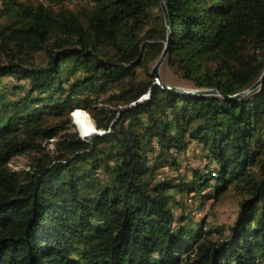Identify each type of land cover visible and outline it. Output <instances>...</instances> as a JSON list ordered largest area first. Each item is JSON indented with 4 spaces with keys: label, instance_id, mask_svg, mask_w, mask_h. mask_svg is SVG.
<instances>
[{
    "label": "trees",
    "instance_id": "trees-1",
    "mask_svg": "<svg viewBox=\"0 0 264 264\" xmlns=\"http://www.w3.org/2000/svg\"><path fill=\"white\" fill-rule=\"evenodd\" d=\"M164 1L170 25L161 0H2L0 264H264V80L228 98L151 69L170 37L195 88L251 86L264 0ZM74 109L106 132L81 139ZM196 150L205 165L186 168ZM230 190L232 223L195 222L182 199Z\"/></svg>",
    "mask_w": 264,
    "mask_h": 264
},
{
    "label": "rangeland",
    "instance_id": "rangeland-1",
    "mask_svg": "<svg viewBox=\"0 0 264 264\" xmlns=\"http://www.w3.org/2000/svg\"><path fill=\"white\" fill-rule=\"evenodd\" d=\"M2 4V0H0V7ZM156 63V62H155ZM151 66V69H153V66ZM158 73L161 77V79L169 85L177 86L181 89L185 90H193L195 87L192 83L189 81L180 78L176 74L173 73V71L168 67L166 58L163 60L161 65L158 67ZM80 111L82 112L85 117L89 121V126L91 127L92 123L89 119L87 113L82 109H76L73 112H71V115L73 117V120L76 119V113ZM75 122V121H74ZM78 123V122H77ZM79 124V123H78ZM82 130H85L84 126L82 124H79ZM78 127V125H77ZM79 130V128H78ZM80 131V130H79ZM82 133V132H81ZM83 135V134H82ZM83 137H85L83 135ZM85 138L90 139L88 136ZM205 159L206 157L203 156L201 151H190L185 160L184 165L186 168L189 167H203L205 165ZM12 166L15 168H24L27 166V158L25 156L16 157L13 162ZM178 197H181L180 194H177ZM183 201L186 199L187 206L189 207L187 210L190 213V217L195 221L198 222L202 217L206 218L210 223H232L237 216L238 210H239V202H238V196L234 190L228 191L222 199L215 201L213 198H206V200L194 196L192 197V201H190L191 195H183L182 196ZM179 213H181V207H177L176 209ZM194 215V216H193Z\"/></svg>",
    "mask_w": 264,
    "mask_h": 264
},
{
    "label": "water",
    "instance_id": "water-1",
    "mask_svg": "<svg viewBox=\"0 0 264 264\" xmlns=\"http://www.w3.org/2000/svg\"><path fill=\"white\" fill-rule=\"evenodd\" d=\"M161 4H162V7L164 9V13H165V17L167 19V22L170 25L169 15H168L167 6H166L165 1L164 0H161ZM169 43H170V37L168 38V41L166 42L165 47H164L161 55L157 59L155 65L153 66V69H152V72L156 75L155 83H159V84L163 85L164 88L170 89V90L175 91V92L192 93V94L193 93L194 94L216 93V94L224 95L225 97H228V98H239V97H242L243 95H245L246 93H248L249 91L253 90L254 88H256L264 80V71H263V74L261 75V77L257 81H255L251 86H249V87H247V88H245V89H243V90H241V91H239V92H237L235 94H224L220 89H218L216 87L215 88H195L193 90H185V89H181V88H179L177 86H174V85L166 84L161 79V77H160V75L158 73V67L161 65V63L163 62V60L167 57L168 50H169ZM149 95H150V91L144 93L141 97H139L131 105L137 104L138 102H140L144 98H147ZM74 111H75V109L73 110V112ZM73 112H72V115H73ZM74 121L78 125V128H79L80 133H81L82 130H81L80 125L77 123V120L76 119H74ZM93 124H94V122H93ZM104 132H106V131L103 130V129H98L96 127V125L94 124V130L91 132L90 135L89 134H83V133H81V135L83 134L85 137L88 136L89 138H91V137H93L97 133H104Z\"/></svg>",
    "mask_w": 264,
    "mask_h": 264
},
{
    "label": "bare ground",
    "instance_id": "bare-ground-1",
    "mask_svg": "<svg viewBox=\"0 0 264 264\" xmlns=\"http://www.w3.org/2000/svg\"><path fill=\"white\" fill-rule=\"evenodd\" d=\"M76 120H77V122L79 124H82L84 126V128H86L85 130H89L90 129L89 121H88V119L85 117V115L82 112L78 111L76 113Z\"/></svg>",
    "mask_w": 264,
    "mask_h": 264
},
{
    "label": "clouds",
    "instance_id": "clouds-1",
    "mask_svg": "<svg viewBox=\"0 0 264 264\" xmlns=\"http://www.w3.org/2000/svg\"><path fill=\"white\" fill-rule=\"evenodd\" d=\"M81 139H85V137H81Z\"/></svg>",
    "mask_w": 264,
    "mask_h": 264
}]
</instances>
